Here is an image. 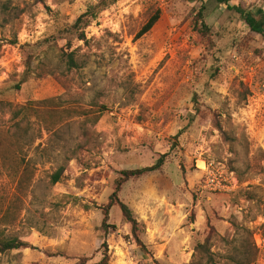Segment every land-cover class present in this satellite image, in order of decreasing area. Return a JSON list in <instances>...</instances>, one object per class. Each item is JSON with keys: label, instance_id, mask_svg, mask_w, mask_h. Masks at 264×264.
I'll return each mask as SVG.
<instances>
[{"label": "rangeland", "instance_id": "rangeland-1", "mask_svg": "<svg viewBox=\"0 0 264 264\" xmlns=\"http://www.w3.org/2000/svg\"><path fill=\"white\" fill-rule=\"evenodd\" d=\"M99 1L0 0V132L28 105L38 136L18 158L0 148V229L32 246L0 253V264H190L199 244L209 264H264L253 242L264 216V38L226 5L200 0H119L85 41L59 32ZM230 5L264 14V0ZM165 153L161 171L119 193L143 246L118 206L106 233L120 172ZM20 159L30 164L22 179ZM202 160L233 171L234 191L203 192Z\"/></svg>", "mask_w": 264, "mask_h": 264}, {"label": "trees", "instance_id": "trees-1", "mask_svg": "<svg viewBox=\"0 0 264 264\" xmlns=\"http://www.w3.org/2000/svg\"><path fill=\"white\" fill-rule=\"evenodd\" d=\"M203 1H210V2H216L219 5H226L228 10L235 11L247 24V26L255 33H258L264 38V14L263 11H259V15L262 16V19L259 20L257 15L258 13H254L252 11H247L239 6H231L230 0H200ZM119 0H100L99 3L96 5H93L88 8V10L83 13L79 18L76 19V21L70 25L65 24L62 25L59 32L65 33L74 36L79 41H85L86 40V29L91 26V24L96 21L100 15L101 12L104 10H107L109 7L115 5L118 3ZM196 20L198 22V25L200 27V31L205 34L208 33L210 30L207 26L206 20L204 18V8H201L196 16ZM160 19V12L157 11L150 19L149 21L140 29V31L136 35V39H141L143 36H145L147 33H149L153 27L157 24V22ZM68 68L70 70L75 69L78 67V64L75 62L73 55L68 54ZM34 112V109L31 108L28 105L22 106V107H14L12 109V122L13 126L9 132H7L6 136H2L0 132V148H4V146H8L7 148H10L14 151L15 158H18V152L22 151L25 147L30 146L31 143H33L38 137L36 136L35 132V121H31L30 115L36 116L35 114H31ZM195 116L192 115L190 117V124L194 122ZM38 121V120H36ZM48 128V127H47ZM49 129V128H48ZM12 131V132H11ZM38 133V131H37ZM180 133L176 135V139H178ZM35 139V140H34ZM168 157V153L160 154L158 159L153 165L145 166L137 169H130V170H123L120 172V178L116 182V189L115 192L112 194L110 198L109 204L106 206L104 210V219L102 223V229L108 233L110 230H116V226L112 225L110 223V211L113 207L118 206L121 210L122 216L124 220L129 223L132 227V234L135 237L136 241L143 246V243L140 240L139 231H140V223L138 220L134 217L132 211L130 208L121 201L119 193L121 192V189L125 183L128 181L139 178L148 174H152L155 172L161 171L163 168L166 159ZM23 166V173L21 176V179L29 173L30 164L25 163L23 159H20ZM20 166L21 164H17ZM21 166V167H22ZM63 173V170L61 169L58 173H56L53 176V183H57L61 179V175ZM221 193H216L214 195H218ZM9 210L4 213V216L2 217L3 223L5 225L8 224L9 217ZM12 218V217H11ZM14 220V218H13ZM32 248V246L19 238L15 237H8L5 235L4 230L0 229V253H7L10 251L15 250H23V249H29ZM213 262V255L211 254V251L206 244H199L196 249L193 256V260L190 264H209Z\"/></svg>", "mask_w": 264, "mask_h": 264}, {"label": "built area", "instance_id": "built-area-1", "mask_svg": "<svg viewBox=\"0 0 264 264\" xmlns=\"http://www.w3.org/2000/svg\"><path fill=\"white\" fill-rule=\"evenodd\" d=\"M199 169L202 172L201 189L209 194L231 193L237 186L238 179L233 171L224 164L215 161L202 160ZM253 242L255 248L264 257V216L253 229Z\"/></svg>", "mask_w": 264, "mask_h": 264}]
</instances>
